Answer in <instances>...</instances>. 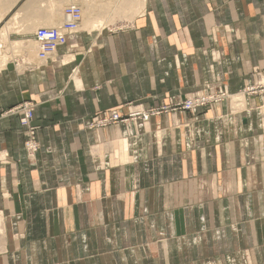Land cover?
<instances>
[{
  "label": "crops",
  "instance_id": "1",
  "mask_svg": "<svg viewBox=\"0 0 264 264\" xmlns=\"http://www.w3.org/2000/svg\"><path fill=\"white\" fill-rule=\"evenodd\" d=\"M6 1L2 29L17 12L26 30L9 40L64 20V1ZM128 23L25 65L5 44L0 112L31 100L38 149L0 117V264H264V92L244 91L264 73V0H145ZM206 86L244 99L88 126Z\"/></svg>",
  "mask_w": 264,
  "mask_h": 264
},
{
  "label": "built area",
  "instance_id": "2",
  "mask_svg": "<svg viewBox=\"0 0 264 264\" xmlns=\"http://www.w3.org/2000/svg\"><path fill=\"white\" fill-rule=\"evenodd\" d=\"M64 20L58 25L48 27H37L34 29L33 42L35 45V56L37 60L45 61L57 46L63 45L68 34L78 31L79 21L81 19V7L79 3L73 2L63 8ZM258 79L255 84L245 88L246 93L256 94L264 92V73H258ZM229 96L227 93L215 90H207L203 93L194 94L193 96L183 99V101L173 102L168 105L150 108L147 111L139 110L129 113L130 117H141L147 120L150 116L160 113H168L176 110L191 111L197 107L206 106L212 103H219ZM239 102V101H237ZM34 104L31 100H22L20 103L7 108L0 112V117L14 115L19 120L23 133L26 138L23 141V147L28 154H34L37 151V142L29 133L33 117ZM126 117V116H124ZM126 119V118H125ZM124 120L116 110H109L95 117L89 123L90 127H107L110 124L122 122ZM7 153L0 152V162H6Z\"/></svg>",
  "mask_w": 264,
  "mask_h": 264
},
{
  "label": "bare ground",
  "instance_id": "3",
  "mask_svg": "<svg viewBox=\"0 0 264 264\" xmlns=\"http://www.w3.org/2000/svg\"><path fill=\"white\" fill-rule=\"evenodd\" d=\"M14 1L15 0H7L6 2L14 3ZM63 1L64 0H49V3L48 2L47 3L50 6H54V7L56 6L57 7ZM76 1L77 0H75L74 2H76ZM3 2H4V0H3ZM144 2H145V0H81L80 7H81L82 16H81V19L79 21L78 30H81V29H87V30L98 29L100 31V30L106 29L109 25L116 23L118 20H121L120 18L119 19L115 18L116 16H123L124 20L131 21L136 16V14H139V12H141ZM47 3L44 2V4L46 6H48ZM41 4H42V2H41ZM68 4H69V2H68ZM50 6H49V8H52ZM43 8L45 10H47V7L43 6ZM49 8H48V11L50 12L51 10H49ZM58 8H57V11H58ZM48 11H46V12H48ZM61 11L63 12V10H61ZM43 13H45V11ZM56 14H57V12H56ZM1 16H2V14H0V18H1ZM50 16H51V14H50ZM55 17H57V16H55ZM123 17H122V19H123ZM45 18H46V16H45ZM58 18H60V16ZM56 19L57 18H55V20ZM17 21H18V16H17V12H16L12 17L10 24H8V25L4 24L5 27L2 25L4 27L3 29L0 26L1 27V30H0V47L4 48L5 44L7 42H9L10 46L12 47V53L14 52V53H16V55H19L20 52L26 51L28 54H33L34 45H32V41H30V39L19 38V39L9 40V38H8V35L11 32H15L17 34L26 32V30H24L22 28V26L20 29H18ZM41 21L42 20H40V22ZM49 21H51V20H49ZM50 26H51V23H50ZM25 58L27 59V57H25ZM7 59H8L7 56H5V54L0 52V69L5 65V62ZM21 62H22V60H21ZM35 63H36V61H35ZM25 64H26V62H25ZM245 95L246 94H244V96ZM238 96H240V94H238ZM238 96H236V97H238ZM233 99H234V97H233ZM235 99H237V98H235ZM239 104H241V103H239Z\"/></svg>",
  "mask_w": 264,
  "mask_h": 264
},
{
  "label": "rangeland",
  "instance_id": "4",
  "mask_svg": "<svg viewBox=\"0 0 264 264\" xmlns=\"http://www.w3.org/2000/svg\"><path fill=\"white\" fill-rule=\"evenodd\" d=\"M75 0H64V2L62 3V5H61V9L63 10V8L66 6V5H68V2H69V4L70 3H73ZM77 2H79V5H81L80 4V2H81V0H77L76 1V3ZM67 3V4H66ZM62 14H63V12H62ZM115 17V16H114ZM122 17L123 16H116L115 18H120L121 20L120 21H117L116 23H114V24H111V25H109L108 27L109 28H111V31H115V30H117V28H122L123 27V25H125L126 26V24H129L128 22L129 21H126V20H124V17H123V19H122ZM55 26V25H54ZM44 27V26H43ZM78 32V31H77ZM8 44V43H7ZM7 46V45H6ZM9 49H10V47L9 46H7V47H4V48H1L0 47V52H2L3 54H5V56H7V58L9 59L10 57L8 56V53L6 54L5 52H7V50L9 51ZM27 52L26 51H22V52H20V54L19 55H16V53H14L13 52V55L14 56H17L18 58L21 56L22 58H23V60H24V62H21L22 64H24L25 65V62L26 63H30V62H32L31 60H29V59H26L25 57L27 56ZM29 56V55H28ZM40 61V60H39ZM42 62V61H41ZM21 63H17L18 65H20ZM262 73V72H261ZM250 86V85H249ZM213 87V86H212ZM211 86H206V87H204V88H202V89H199V90H197V91H195V92H192V93H190V94H188V95H185V96H182V98L181 97H178V98H176L175 100L174 99H168V101H166V102H162V103H160L159 105H156V106H152V107H146V106H144L143 104H134V103H132V102H127V103H125V110H124V113H121L118 109H109V110H116L121 116H123V118H124V120L121 122V123H124V122H130V123H138V121L139 122H141L142 124H146L148 121H149V119L152 117V116H150L147 120H143L141 117H130V116H128L129 115V113H131V112H135V111H139V110H144V111H147V110H149L150 108H153V107H158V106H162V105H168V104H171V103H173V102H178V101H183V99H185V98H187V97H190V96H193L194 94H197V92L198 93H203V92H206L207 90H209V89H213ZM248 87V86H247ZM223 91V90H222ZM245 91V90H244ZM223 92H225V90L223 91ZM225 93H227L229 96H227V97H230L234 102H233V104L235 103H237V101H239V102H242L243 101V94H241L240 96H238V95H234V94H230L229 92H225ZM232 96V97H231ZM236 96H238V97H236ZM233 97H234V99H233ZM235 98H237V99H235ZM225 100H227V99H225ZM225 100H223V101H225ZM222 102V101H221ZM209 105H211V104H209ZM209 105H206V106H209ZM236 106V105H235ZM202 107H205V106H202ZM237 107V106H236ZM196 109H198V107L196 108ZM195 110V109H194ZM181 111V110H180ZM183 111H185V110H183ZM104 112H109V111H102V112H100L99 114H101V113H104ZM172 113L174 112V111H171ZM171 112H168V113H171ZM98 114V115H99ZM160 114H166V113H160ZM154 115H159V114H154ZM153 115V116H154ZM124 116H126V117H124ZM126 118V119H125ZM90 123V122H89ZM118 123H120V122H118ZM118 123H113V124H110V125H115V124H118ZM88 126H89V124H88ZM90 127V126H89ZM95 128V127H94ZM97 128H99V127H97Z\"/></svg>",
  "mask_w": 264,
  "mask_h": 264
}]
</instances>
